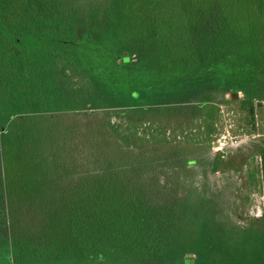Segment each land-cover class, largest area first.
Returning <instances> with one entry per match:
<instances>
[{
    "label": "trees",
    "instance_id": "obj_1",
    "mask_svg": "<svg viewBox=\"0 0 264 264\" xmlns=\"http://www.w3.org/2000/svg\"><path fill=\"white\" fill-rule=\"evenodd\" d=\"M0 65L8 77L14 69L27 76L20 94L3 93L1 118L13 123L23 121L28 108L10 107L12 102L29 106L41 81L56 83L57 75L75 85L80 111L102 115L116 106L125 114L202 70L222 67L221 78L264 81V0H0ZM63 108L58 110L68 112ZM104 122V129L115 127L110 118ZM1 125L7 136L0 138V156L6 160L7 145L15 148L21 139L11 136L3 119ZM63 136L49 139L54 178L30 179L28 186H42L19 207L31 222L39 214L45 218L37 226L48 235L28 253L38 252L44 263L58 257L77 264L166 262L175 247L177 189L165 190L159 175L146 170L149 157L97 140L91 151L80 143L77 163L85 174L70 175ZM22 154L21 164L36 174L42 160L35 163L37 157L25 149ZM261 157L264 168V150ZM10 181L15 180L9 177L8 187ZM13 239L22 260L27 251ZM59 249L64 252L54 255ZM8 251L5 244L0 264H11Z\"/></svg>",
    "mask_w": 264,
    "mask_h": 264
},
{
    "label": "rangeland",
    "instance_id": "obj_2",
    "mask_svg": "<svg viewBox=\"0 0 264 264\" xmlns=\"http://www.w3.org/2000/svg\"><path fill=\"white\" fill-rule=\"evenodd\" d=\"M217 69L198 71L191 80L186 76L176 79L168 88L170 93L147 98L125 114V108L117 106L110 114H84L75 85L70 86L71 80L64 83L59 75L56 83L41 81V92L29 106H14L12 102L10 107L28 108L23 121L13 123L1 118L0 112L1 140L7 136L1 130L2 119L11 136L21 139L15 148L11 142L7 145L6 160L0 156V251L8 244L9 262L77 264L62 262L60 257L44 263L38 252L28 253L38 249L39 241L48 235L47 230L40 231L41 226H37L41 222L43 227L45 218L39 214V221L31 222L20 216L25 210L19 209L22 203L31 201L28 195L42 186L39 183L37 190L28 186L33 182L30 179L35 175L37 179L54 178L49 172L50 137L67 135L63 136L68 142L63 153L67 162L72 161L70 175L85 174L78 167L84 148L80 143H86L91 151L97 140L104 147H122L149 157L145 159L152 163L146 170L159 175L165 190L177 189L175 247L166 262L140 264H183V259L192 264L190 258L195 264H264V240L260 237L264 232V81L224 79L221 73L226 68ZM15 71L10 70V77L0 73V104L4 90L14 98L25 85L27 76ZM61 98L67 100L66 108ZM61 107L68 112L58 110ZM108 118L115 127L104 129ZM24 149L37 157L35 163L42 160L41 165L36 164V174L31 175L33 166L21 164L19 155L23 156ZM9 177L15 180L9 182L10 188L6 183ZM15 237L27 251L22 260L12 247H16ZM61 251L54 255L60 256Z\"/></svg>",
    "mask_w": 264,
    "mask_h": 264
},
{
    "label": "flooded vegetation",
    "instance_id": "obj_3",
    "mask_svg": "<svg viewBox=\"0 0 264 264\" xmlns=\"http://www.w3.org/2000/svg\"><path fill=\"white\" fill-rule=\"evenodd\" d=\"M233 93L231 92L230 95H232ZM260 237L263 238V240H264V232H263V236H260ZM190 259H192V261H193L192 264L196 263L194 258H190ZM183 264H184V262H183Z\"/></svg>",
    "mask_w": 264,
    "mask_h": 264
}]
</instances>
